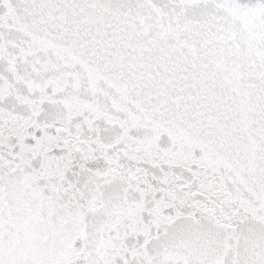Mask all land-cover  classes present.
<instances>
[{
  "label": "snow or ice",
  "instance_id": "snow-or-ice-1",
  "mask_svg": "<svg viewBox=\"0 0 264 264\" xmlns=\"http://www.w3.org/2000/svg\"><path fill=\"white\" fill-rule=\"evenodd\" d=\"M0 264H264V0H0Z\"/></svg>",
  "mask_w": 264,
  "mask_h": 264
}]
</instances>
